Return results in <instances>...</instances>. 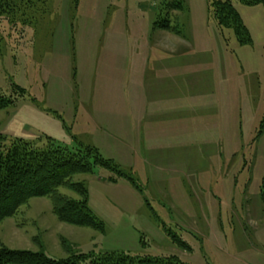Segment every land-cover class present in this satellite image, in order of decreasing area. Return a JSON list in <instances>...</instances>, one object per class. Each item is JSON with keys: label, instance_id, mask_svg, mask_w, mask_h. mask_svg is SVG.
<instances>
[{"label": "rangeland", "instance_id": "rangeland-1", "mask_svg": "<svg viewBox=\"0 0 264 264\" xmlns=\"http://www.w3.org/2000/svg\"><path fill=\"white\" fill-rule=\"evenodd\" d=\"M233 6L245 44L211 0H6L0 135L94 148L137 187L102 167L75 175L101 230L33 198L0 222V247L264 264V9Z\"/></svg>", "mask_w": 264, "mask_h": 264}, {"label": "trees", "instance_id": "trees-1", "mask_svg": "<svg viewBox=\"0 0 264 264\" xmlns=\"http://www.w3.org/2000/svg\"><path fill=\"white\" fill-rule=\"evenodd\" d=\"M237 1L245 6L261 5L264 0H211L214 18L221 28L233 30L238 41L245 44L250 41L249 34L239 13L233 6ZM6 0H0V11ZM167 8L180 9V3H171ZM169 32H176L169 21H160L154 25ZM13 105V100L0 94V110ZM41 144L22 139H11L7 144L0 135V222L13 218L18 209L33 198L50 200L52 213L61 223L101 230L88 208V193L83 183L74 182L79 174H91L94 167L106 168L118 177H125L134 186L136 183L120 172L118 168L94 148L69 150L49 137ZM67 191L75 196L61 193ZM264 203V176L260 189ZM179 246L183 244L178 240ZM0 264H181L175 257L151 258L131 256L125 253H105L100 255L69 254L68 257L55 260L42 253L11 250L0 247Z\"/></svg>", "mask_w": 264, "mask_h": 264}, {"label": "crops", "instance_id": "crops-1", "mask_svg": "<svg viewBox=\"0 0 264 264\" xmlns=\"http://www.w3.org/2000/svg\"><path fill=\"white\" fill-rule=\"evenodd\" d=\"M27 113L29 114V111H27ZM32 117L36 118L37 116H36V115H32ZM28 118H30V115H28ZM41 118H42L43 120L39 118L40 123H41V122H42V123L46 122L45 119H44L43 117H41ZM28 124H30V123L28 122Z\"/></svg>", "mask_w": 264, "mask_h": 264}]
</instances>
